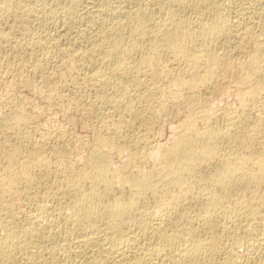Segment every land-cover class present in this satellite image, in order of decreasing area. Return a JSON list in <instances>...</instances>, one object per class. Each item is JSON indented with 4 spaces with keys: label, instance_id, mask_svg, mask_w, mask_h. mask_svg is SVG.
<instances>
[{
    "label": "bare ground",
    "instance_id": "bare-ground-1",
    "mask_svg": "<svg viewBox=\"0 0 264 264\" xmlns=\"http://www.w3.org/2000/svg\"><path fill=\"white\" fill-rule=\"evenodd\" d=\"M9 73L96 123L2 100L0 264H264V0H0Z\"/></svg>",
    "mask_w": 264,
    "mask_h": 264
},
{
    "label": "rangeland",
    "instance_id": "rangeland-1",
    "mask_svg": "<svg viewBox=\"0 0 264 264\" xmlns=\"http://www.w3.org/2000/svg\"><path fill=\"white\" fill-rule=\"evenodd\" d=\"M15 74L13 73H9L8 75H7V77H6V75H5V77L4 78H6V79H1L0 80V103L2 102V100H4V104L5 105H7V108L9 107L8 105H10V106H12L13 108H15L16 106H18V108L19 109H22L25 113H28V114H33L34 116H35V118H34V120H32V124L30 123V125H31V127H32V130H31V127L30 126H28V129H29V132H30V134H31V136H32V138H33V136H34V138H33V140H32V138H31V140H32V142L33 141H35V143L38 145V142H39V144L41 145V144H44V142L47 144V146L48 147H50L51 145H53V144H55L53 141V139L55 138L56 139V137H58L57 138V140L55 141V142H57L56 144L58 145L59 144V146H63V147H65V148H67L68 149V147L70 148L69 150H82V149H85L88 145H86V143L88 144V141H92V136H94V131H92V130H90V129H92V128H94V125H95V123H94V117H90L91 116V114L90 113H87V112H83L85 115H84V117L83 116H81V115H83V113H82V111L84 110L85 111V109L83 108V106H80V108L78 107L76 110H73V111H71V112H69L68 114H64V115H61V111L56 107L57 105H56V102H55V99L53 98V99H49L50 100V102L48 101V92H47V90H45L44 89V92H43V94H40L39 92H37L35 89H31V88H28V87H20V90H19V87H13L12 88V86H11V82H13L14 81V78H15V76H14ZM14 76V77H13ZM38 81L40 82V79H38ZM219 82H220V84H223L222 85V88H224V89H226V88H229V87H232L233 85L231 84V82H230V77L226 74H222L221 76H220V78H219ZM11 86V87H10ZM6 87V88H5ZM9 87V88H8ZM25 90H24V89ZM28 90H27V89ZM231 89H233V88H231ZM234 89H236V88H234ZM10 90V91H9ZM8 91V92H7ZM12 92H14V93H12ZM13 94V95H10V94ZM35 93H36V95H35ZM3 94V95H2ZM22 95V96H20V95ZM37 94H40L41 96H39V95H37ZM263 94V93H262ZM43 95V96H42ZM12 98H10V97ZM32 96V97H31ZM15 97V98H14ZM19 97H21V98H19ZM33 97H35V98H33ZM40 97H43L44 98V100H43V98L41 99ZM47 97V98H46ZM67 97V99H70L71 98V95H68V96H66ZM231 97V98H230ZM47 99V101H46V99ZM228 98H230V99H228ZM7 99V100H6ZM228 99V100H227ZM26 100V101H25ZM32 100V101H31ZM34 100V101H33ZM36 101V102H35ZM40 101H42V102H40ZM222 101H224V102H222ZM222 101H221V105L222 106H226V105H228V104H232V103H234V104H236V102H237V100H236V95H235V90H233V92L229 95V96H224L223 97V99H222ZM33 102V103H32ZM43 102H47L46 104H47V106H46V104L45 103H43ZM8 103V104H7ZM41 103V104H40ZM50 103H52V104H50ZM14 106H13V105ZM50 104V105H49ZM28 105V106H27ZM35 106H37V107H35ZM45 106V107H44ZM49 106H50V108H49ZM30 107H31V109H30ZM41 107H44V108H42V109H36V108H41ZM35 108V109H34ZM48 108H49V110H48ZM33 109H34V111H33ZM46 109V111L49 113H46V111H44ZM50 109H51V111H50ZM79 109V110H78ZM35 110H36V112H35ZM41 110V111H40ZM55 110V111H54ZM59 112H58V111ZM2 111H3V109L0 111V115H2ZM73 112H74V114H73ZM79 112V113H78ZM71 113H72V115H71ZM62 114H63V112H62ZM70 114V115H69ZM77 114H79L78 116H77ZM81 114V115H80ZM41 115L43 116V117H41ZM57 116V118H56V116ZM68 115V116H67ZM65 116H67V117H65ZM77 116V117H76ZM79 116H81L80 118H79ZM50 118V119H49ZM66 118V119H65ZM81 118H82V120H81ZM91 118H93V119H91ZM51 119H52V121H51ZM73 119H74V121H73ZM45 120H47V121H45ZM80 120V121H79ZM50 121V122H49ZM72 121V122H71ZM82 121V122H81ZM93 121V122H92ZM57 122V123H56ZM68 122V123H67ZM83 123V124H81V123ZM46 124V126H45V124ZM55 123V124H54ZM59 123V124H58ZM63 123H64V125H63ZM67 123V124H66ZM75 123V124H74ZM51 124V125H50ZM58 124V125H57ZM61 124L63 125V126H61ZM36 125V126H35ZM70 125V126H69ZM72 125V126H71ZM93 125V127L91 128V126ZM60 126L62 127V128H60ZM69 126V127H68ZM55 127V128H54ZM85 129H84V128ZM35 128V129H34ZM50 129V128H54L53 130L52 129H50V130H52V131H50V130H47V129ZM57 128V129H56ZM59 128H60V130H59ZM66 128H70V129H66ZM90 128V129H89ZM62 129V130H61ZM66 129V131H64V130ZM75 129V130H74ZM84 129V130H83ZM31 130V131H30ZM68 130H70V132L68 131ZM72 130H74L73 132H72ZM35 132V133H34ZM45 132V133H44ZM54 132V133H53ZM65 132H66V134H65ZM170 132H171V130H170V128L169 127H166V129H165V131H164V134L162 135V137L160 138L161 140H162V142L164 141V140H166L167 139V137L169 136V134H170ZM40 133H42L41 135H39ZM43 133L45 134V135H43ZM54 134L53 136H51V137H49L48 135L49 134ZM64 133V134H63ZM74 133H76V134H74ZM93 133V134H92ZM50 134V135H51ZM57 136H56V135ZM65 135V136H64ZM43 136V137H42ZM45 136H48L47 138L45 137ZM55 136V137H54ZM59 136H60V138H59ZM71 136V137H70ZM72 136H73V138L74 137H76L77 139H73L72 138ZM78 136V137H77ZM85 136V137H84ZM54 137V138H53ZM66 138V141L64 140L65 138ZM69 137H70V139H69ZM53 138V139H52ZM63 138V139H62ZM80 138H82V139H80ZM87 138V139H86ZM11 139L14 141V136H12L11 137ZM35 139V140H34ZM40 139V140H39ZM47 139V140H46ZM51 139V140H50ZM36 140H37V142H36ZM42 140L44 141V142H42ZM61 140V141H60ZM62 140H63V142H62ZM68 140V141H67ZM78 140V141H77ZM80 140H82V143H81V141ZM47 141V142H46ZM49 141V142H48ZM52 141V142H51ZM41 142V143H40ZM61 142V143H60ZM68 142V144H65V143H67ZM77 142H79V143H77ZM89 142V143H90ZM48 143H49V145H48ZM51 143H53V144H51ZM72 144V145H71ZM75 145V147H74V145ZM78 144V145H77ZM67 145V146H66ZM76 146H77V148H76ZM81 147V148H80ZM48 155L49 156H51V153L50 152H48ZM52 157V156H51ZM78 164H82V161H79L78 162ZM53 176H54V174H53Z\"/></svg>",
    "mask_w": 264,
    "mask_h": 264
}]
</instances>
